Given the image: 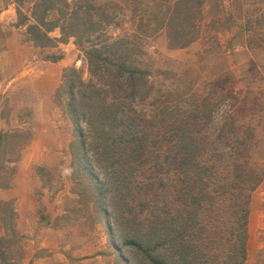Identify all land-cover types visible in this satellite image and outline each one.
I'll return each mask as SVG.
<instances>
[{
    "label": "rangeland",
    "instance_id": "obj_1",
    "mask_svg": "<svg viewBox=\"0 0 264 264\" xmlns=\"http://www.w3.org/2000/svg\"><path fill=\"white\" fill-rule=\"evenodd\" d=\"M17 1L0 0V52L6 41L15 39L17 44L26 48L30 66L32 61L51 62V57L56 55L61 58L53 63L62 60L65 65L55 89L51 88L49 98L45 99L46 105L55 109L56 116L46 131L39 129L36 132L43 143L49 141V134L58 145H62L58 150L54 149L57 145L46 146L47 162L32 166L39 179V188L34 193L37 220L30 228L19 229L13 212L14 228L22 236L17 251L19 263L25 252L24 245L36 239L52 221L43 218L42 213L49 208V214L54 215L55 211L51 210L55 205L59 216L54 218L52 225L61 229L62 245L57 252L64 261L52 259L48 264H133L131 249L121 246L111 220L98 211L93 198L96 190L77 166L79 142L67 104L77 109L78 98L74 90L68 88V81L72 80L68 78V71L74 69L82 81H88L83 53L73 38L49 47L33 44L26 33L30 22L21 24L16 14L19 6L20 11L29 17L32 3ZM66 1L72 5L77 0ZM90 1L103 5L109 0ZM113 2L120 5L117 20L115 24L104 26L103 33L111 39L134 40L136 50L141 51L140 66L148 71L149 94L144 100H135L133 108L136 113L150 118L156 111L167 109L185 125V117L190 111L193 116L188 124L201 140L208 143V149L214 151L211 156L218 159L214 164L224 170L225 182L231 180L232 167L237 163L245 166L250 176L264 175V0H200L194 4L195 18L188 22L194 25L195 31L191 36L193 41L188 43L176 40L178 37L173 40L178 25L172 16L171 3H168L170 17L164 18L162 28L157 29V23L152 21L140 35L136 21L130 18L129 11L121 5L122 1ZM155 9L162 8L158 4ZM49 37L59 38L58 30L49 33ZM12 80L13 83L17 81V75ZM8 83L5 81L2 87L0 84V134L13 136L10 146L14 152L9 156L7 186L0 190L11 184L23 155L31 154L28 149L35 135L31 115L20 108L23 97L16 100L13 94L5 96L11 88H7ZM79 125L83 130V125ZM169 172L166 175L165 170H161L159 175L164 178V187L154 180L147 195L139 193L132 201L134 207L137 206L134 209L141 224L158 215L160 221L167 214H179V176L175 170ZM224 181L219 183L225 184ZM140 201L145 205L138 206ZM0 203H10L15 211L11 201ZM246 207L244 264H264V176L249 194ZM104 209L109 211L107 207ZM122 218L130 220L132 213L126 210ZM24 230L32 233L25 234ZM2 234L0 229V236ZM71 256L78 257L77 262L70 259Z\"/></svg>",
    "mask_w": 264,
    "mask_h": 264
},
{
    "label": "trees",
    "instance_id": "obj_2",
    "mask_svg": "<svg viewBox=\"0 0 264 264\" xmlns=\"http://www.w3.org/2000/svg\"><path fill=\"white\" fill-rule=\"evenodd\" d=\"M25 1L32 3L29 17L19 6L16 14L21 24L30 22L26 33L33 44L49 47L73 38L83 53L88 81H82L74 69L68 71V78H72L68 88L78 98L77 109L67 104L79 142L77 166L96 190L93 198L98 211L111 220L121 246L131 249L133 264H244L246 204L264 175L250 176L245 166L237 163L232 167L231 180L225 182L224 170L211 156L214 151L188 124L193 116L190 111L185 125L167 109L156 111L150 118L136 113L135 100H144L149 94L148 71L140 66L141 51L136 50L134 40L111 39L103 33L104 26L117 20V2H17ZM121 1L140 35L152 21L157 29L162 28L164 18L170 17L171 3L178 25L173 40L193 41L194 25L188 22L195 18L194 4L200 0ZM158 4L162 9H155ZM55 30L59 38H50L49 33ZM60 58L56 55L50 60ZM12 138L0 134V188L9 180ZM161 170L166 175L175 170L179 176V214H167L160 221L158 215L142 225L132 201L139 193L147 195L154 180L165 186L163 176L159 177ZM137 204L145 205L142 201ZM126 210L132 213L130 220L122 218ZM13 212L10 203H0V264H20L17 251L22 236L14 228Z\"/></svg>",
    "mask_w": 264,
    "mask_h": 264
},
{
    "label": "crops",
    "instance_id": "obj_3",
    "mask_svg": "<svg viewBox=\"0 0 264 264\" xmlns=\"http://www.w3.org/2000/svg\"><path fill=\"white\" fill-rule=\"evenodd\" d=\"M30 60L26 48L17 44L15 39L6 41L5 48L0 52V84L2 87L5 81H9L7 88L11 87L5 96L10 97L13 94L16 100L19 99V96L23 97L20 108L27 110L31 115V125L35 130L34 139L28 149L31 154L23 155V160L19 163L11 184L7 189L0 190V202L11 201L14 205L16 225L19 229L24 226L30 228L37 220L35 215L38 214V208L34 193L36 188H39V179L34 175L32 166L47 162L49 157L46 146L57 145L55 150L61 149L62 146L58 145L55 139H51L49 134H47L49 141L43 143L40 134L38 135L36 132L39 129L46 131L56 116L55 109L52 105H46L45 99L49 98L50 89H55L56 81L65 68L64 62L62 60L57 63L32 61L30 66ZM14 75H17V81L13 83ZM50 151H52L51 148ZM54 207L51 210V212L55 211L54 215L49 214V208L46 209L47 212L42 213L43 218H51L52 221L39 232L36 239L29 240L24 245L25 252L21 264H48L52 259L64 261L62 260L63 256L57 252V249L62 245V237L61 229H56L52 225L54 218L59 216ZM23 232L25 234L32 233L31 230ZM70 259L77 262L78 257L71 256Z\"/></svg>",
    "mask_w": 264,
    "mask_h": 264
},
{
    "label": "bare ground",
    "instance_id": "obj_4",
    "mask_svg": "<svg viewBox=\"0 0 264 264\" xmlns=\"http://www.w3.org/2000/svg\"><path fill=\"white\" fill-rule=\"evenodd\" d=\"M260 225V224H259Z\"/></svg>",
    "mask_w": 264,
    "mask_h": 264
}]
</instances>
